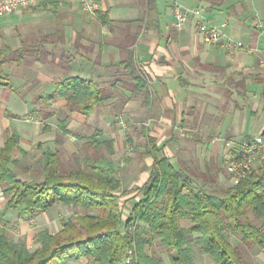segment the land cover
Segmentation results:
<instances>
[{
    "label": "crops",
    "instance_id": "obj_1",
    "mask_svg": "<svg viewBox=\"0 0 264 264\" xmlns=\"http://www.w3.org/2000/svg\"><path fill=\"white\" fill-rule=\"evenodd\" d=\"M94 1L97 10L106 12L112 20L111 24L102 23L97 13L89 16L78 0H44L37 6L20 8L8 14V18L0 17L4 32L7 26L30 27L46 52L45 61L25 57L20 65L7 72L12 86L0 85V146L9 133L17 132L19 139L12 152L11 166L24 179H41L43 149L61 148L71 155L80 150L86 137L95 133L100 139H114L115 152L111 157L123 182L120 202L125 213L141 195L140 187L149 177L153 156L149 154L141 159L135 176L123 173L125 161L133 159L124 156L129 151L119 136L120 128H114L117 117L133 118L142 132L154 138L159 155H166L175 164L178 161L175 145L183 132L237 136L232 126V110L222 117L214 111L226 82L234 83L226 73L236 69L247 76L258 68L263 70L259 60L264 54V32L256 21L264 22V0ZM175 1L190 10L180 29L174 26ZM200 17L224 22L225 34L251 45L253 50L229 52L219 44L204 43L196 29ZM17 41L11 46L18 47L21 43ZM128 50L133 52L135 64L149 87L147 99L142 90H132L136 80L119 65ZM65 52L69 57L61 66L56 62L64 58ZM75 74L91 77L99 86L112 91L104 104L88 115L78 111L69 113L63 96L52 101L43 99L44 94L53 90L55 81ZM198 109V114L193 113ZM67 115L68 131L64 132L59 123ZM45 124L49 127L45 128ZM3 204L6 203L0 201V216L5 218ZM54 205L30 218L16 216L11 222L17 227L16 235H22L29 245L30 239H34L33 231L49 230L59 218ZM39 219L45 226L35 229ZM189 221L182 218L180 224L186 227ZM59 222L61 226L62 220ZM229 238L234 244L241 242L235 234ZM204 255V259L215 264L209 254ZM246 255L251 262L264 264V253L255 247L247 248Z\"/></svg>",
    "mask_w": 264,
    "mask_h": 264
},
{
    "label": "trees",
    "instance_id": "obj_2",
    "mask_svg": "<svg viewBox=\"0 0 264 264\" xmlns=\"http://www.w3.org/2000/svg\"><path fill=\"white\" fill-rule=\"evenodd\" d=\"M95 13L102 23L111 24L106 12ZM40 46L41 39L36 43L21 41L18 47L1 40L0 85L12 86L6 64L20 65L33 52L37 60L45 61L46 52ZM119 65L136 80L132 90H142L147 99L149 87L131 50ZM246 77L264 88V68L241 77L242 94L247 91ZM111 92L93 78L75 74L55 81L43 99L63 96L69 113L88 115L103 105ZM68 120L69 115L59 123L64 132L68 131ZM18 139L12 131L0 146V187L6 205L18 218H30L56 202L82 211L73 210L54 233L47 228L39 230V244L32 249L25 240H14L0 225V264H164L155 245L166 252L170 264H194L191 234L200 251L209 254L215 264H255L243 256L249 247L264 253V164L237 183L231 182L223 165L230 184L220 187L215 181L222 167L202 160L203 170H196L194 156L192 160L178 158L175 164L166 155H159V147L149 137L151 146L145 153L153 156L150 174L140 187V197L125 215L120 202L123 182L111 157L114 139H100L95 133L71 155L61 148L43 149L39 180L24 179L11 166ZM69 160L75 162L74 167H65ZM182 218L190 220L188 226L180 224ZM230 234L239 236L241 242H231Z\"/></svg>",
    "mask_w": 264,
    "mask_h": 264
},
{
    "label": "rangeland",
    "instance_id": "obj_3",
    "mask_svg": "<svg viewBox=\"0 0 264 264\" xmlns=\"http://www.w3.org/2000/svg\"><path fill=\"white\" fill-rule=\"evenodd\" d=\"M10 15H7L3 18H8ZM2 21L0 20V41L4 40L5 42L9 43L10 45H13L16 43V41L24 42H32L36 43L39 40V36H36L31 32L30 27L27 26H16V27H6V32H4L2 28ZM17 41V42H18ZM55 48V47H54ZM62 48V47H58ZM67 48V47H63ZM43 49V47H41ZM68 52L64 53V58L61 59L59 62H56L57 64L64 66L66 64V60L68 59ZM36 53L33 52L31 55H28V59H34L36 58ZM52 61V60H51ZM52 63V62H51ZM54 63V61H53ZM16 67L15 62H11L9 64L5 65V72H10L11 70H14ZM257 70V69H256ZM256 70L252 73L254 74ZM259 71V68L258 70ZM227 77L233 78L234 83H228L224 85L223 94H221V97L217 100V111H214V114H217L218 117H222L225 112H228L229 110H232L233 116H232V126L234 133L240 134H254L258 132L259 130H262L264 127V91H263V85L259 82H254L253 79L247 77V91H244L243 93V87L239 85L238 82H240L241 77H244L245 74L243 71L234 69L233 71H230L226 73ZM193 113L198 114L197 111H193ZM121 118L124 119V123H121ZM230 118V114H226V122H228ZM114 128L119 127L120 128V135L123 141V145L129 152L124 153V156L128 155L133 160L125 161L127 165L123 167V173H125L127 176H135V174L138 172L140 165L139 162H141V159L145 155H149L146 152L148 148H150L151 144L149 142V137L147 136V133L142 132L140 130L139 126H136L134 124L133 118H128L127 115H124L122 117H117V122L114 123ZM117 126V127H116ZM214 132L211 133H204V132H183L180 136V139L178 140L177 144V153L178 158H187L191 160L194 156L196 158L195 160V166L196 170H203L204 165L203 162H212L213 164H216L219 167L223 166V159L221 154V149L218 145L213 144L211 142V138L214 135ZM210 144H212L210 146ZM143 146H146L144 149ZM192 156V157H191ZM201 159V160H200ZM204 160V161H202ZM70 161V160H69ZM66 162L65 167H70L71 164L72 167L75 166L74 161ZM178 163V161L176 162ZM205 167H207L205 165ZM120 169V168H119ZM227 173L224 171L223 167L220 169L217 173L216 177V184L221 186H226L227 184H230ZM37 178V177H36ZM38 179V178H37ZM39 180V179H38ZM2 203H5V200H0ZM58 205V208H55V206ZM54 211L59 212V218L57 217L53 225L50 227V232H56L58 228H60V220H62V223L68 219L73 212V210L81 212L82 209L80 207L73 208L70 206H65L62 203H55ZM4 209V212L2 211V214L5 213V218L1 216L0 218V225L3 226L10 237H12L14 240H21L22 238L25 239L22 235H16L17 227L15 224L11 223L15 217L16 213L12 209L8 208L6 204H3L2 210ZM129 207L127 211H125V215L129 212ZM53 212V211H52ZM51 214V212H50ZM60 219V220H59ZM37 227L35 229L43 228L44 222H42L40 219L37 220ZM36 223V221H35ZM39 224V225H38ZM60 226V227H59ZM59 230V229H58ZM57 230V231H58ZM34 239H30L31 244L28 246L32 249L36 247V242L38 241L37 238V232L33 231ZM189 237L192 239V249L194 253V260L195 264H211L210 259H204L205 255L203 252L200 251L199 245L196 244L195 235L191 234ZM32 238V237H31ZM38 245V244H37ZM158 245H155L156 252L160 253L162 257L165 258L167 264H169L168 256L164 250L160 249ZM243 252V251H242ZM246 253V252H245ZM243 252V256L247 259V255ZM71 264H80L78 263H71Z\"/></svg>",
    "mask_w": 264,
    "mask_h": 264
},
{
    "label": "built area",
    "instance_id": "obj_4",
    "mask_svg": "<svg viewBox=\"0 0 264 264\" xmlns=\"http://www.w3.org/2000/svg\"><path fill=\"white\" fill-rule=\"evenodd\" d=\"M44 0H0V17L6 16L20 8H29L41 4ZM82 8L93 16L98 9L94 0H78ZM189 8L180 2L173 4L174 26L182 28L189 16ZM197 11H195L196 13ZM224 22L215 23L206 18L200 17L196 23V29L201 35L202 41L207 44H219L229 52L235 50L252 51L249 44L242 43L223 31ZM257 27L264 32V22L256 21ZM259 66L264 68V54L259 60ZM121 123L124 119L121 118ZM211 142L221 149L222 161L231 182L237 183L242 177L257 171L264 164V130L254 134H241L239 136L214 135ZM4 193L0 187V200H4ZM131 253V250H128ZM130 258L127 257L126 261Z\"/></svg>",
    "mask_w": 264,
    "mask_h": 264
}]
</instances>
